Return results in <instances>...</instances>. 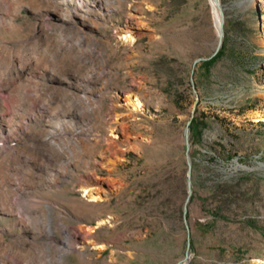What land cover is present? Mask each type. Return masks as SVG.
I'll return each mask as SVG.
<instances>
[{
    "label": "rangeland",
    "instance_id": "374dc122",
    "mask_svg": "<svg viewBox=\"0 0 264 264\" xmlns=\"http://www.w3.org/2000/svg\"><path fill=\"white\" fill-rule=\"evenodd\" d=\"M118 2L109 17L84 24L113 78L98 84L106 85L103 106L84 122L83 158L47 191L57 203L55 264H174L184 255L181 139L196 101L191 78L192 121L203 129L193 144L190 136L192 249L184 264H264V0H221L223 56L209 70L193 63L218 36L211 0ZM34 15L25 6L17 22ZM127 30L133 45L121 38ZM137 98L142 110L131 103ZM0 226L9 242L26 235L14 217H0Z\"/></svg>",
    "mask_w": 264,
    "mask_h": 264
},
{
    "label": "bare ground",
    "instance_id": "6f19581e",
    "mask_svg": "<svg viewBox=\"0 0 264 264\" xmlns=\"http://www.w3.org/2000/svg\"><path fill=\"white\" fill-rule=\"evenodd\" d=\"M114 1L120 4L118 0H0V33L10 36L0 38V217H14L26 234L9 242L4 238L6 227L0 226V264H55L57 203L47 191L69 175L75 159L83 158L84 122L103 106L100 94L106 85L101 89L98 84L113 78L104 67L100 44L84 24L93 17H109ZM211 3L219 33L224 8L221 0ZM25 6L35 18L18 23ZM121 38L129 45L137 39L129 30ZM131 103L142 110L138 98ZM55 105L61 112L52 109ZM25 166L34 173L26 175ZM82 190L92 200L101 199L93 188ZM76 231L88 238L92 229L79 226ZM65 246L74 248L68 241ZM21 251L32 259L21 257Z\"/></svg>",
    "mask_w": 264,
    "mask_h": 264
},
{
    "label": "water",
    "instance_id": "95a60500",
    "mask_svg": "<svg viewBox=\"0 0 264 264\" xmlns=\"http://www.w3.org/2000/svg\"><path fill=\"white\" fill-rule=\"evenodd\" d=\"M223 24H224V21L222 20L218 36L212 45L211 53L209 54V56L197 58L193 63V67L198 62H206V61L211 60L212 58H214L219 53V51L222 48L223 39H224ZM190 84H191V86L193 88V92L196 96V101L194 103L190 119L187 121V123L185 125L183 137L181 139V143H182L183 149H184L185 163H186V197H185V200H184L183 206H182V221H183L185 231H186V249H185L184 255L181 258H179L178 260H176L174 262V264L187 263L189 261L190 252L192 249L191 241H190V228H189L188 216H187L188 204L190 202V198L192 195V160L190 158V128H189V126L192 122V119H193V116L195 113V109L197 106L198 94H197L196 90L194 89V82H193L192 78L190 79Z\"/></svg>",
    "mask_w": 264,
    "mask_h": 264
},
{
    "label": "trees",
    "instance_id": "16d2710c",
    "mask_svg": "<svg viewBox=\"0 0 264 264\" xmlns=\"http://www.w3.org/2000/svg\"><path fill=\"white\" fill-rule=\"evenodd\" d=\"M222 48H223V47H222ZM222 48H221V50L219 51V53H218L214 58H212V59L209 60V61H206V62H203V63H202V64L204 65V67L206 68V70H209L210 67H211V66H212V65H213V64H214L219 58H221V57L223 56V49H222ZM189 128H190V136H191V138H192V144H193L194 140L200 136V133H201L203 127L200 128V127L198 126V123H197V122L192 121L191 124H190V126H189Z\"/></svg>",
    "mask_w": 264,
    "mask_h": 264
}]
</instances>
